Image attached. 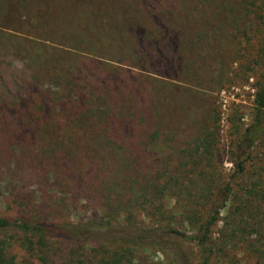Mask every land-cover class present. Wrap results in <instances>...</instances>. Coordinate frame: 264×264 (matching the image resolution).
I'll use <instances>...</instances> for the list:
<instances>
[{
    "label": "rangeland",
    "instance_id": "1",
    "mask_svg": "<svg viewBox=\"0 0 264 264\" xmlns=\"http://www.w3.org/2000/svg\"><path fill=\"white\" fill-rule=\"evenodd\" d=\"M155 1L158 8L150 12L157 19L171 22L173 18L177 29L192 25V35L187 38L190 45H184L185 41L180 44L183 59L176 60L175 71L163 69L164 59L149 51L147 54L144 48L145 53L139 54L127 49L126 66L100 60L113 67V74H99L93 67L74 62L64 67L65 71L60 69L62 77H51L52 69L47 72L46 66L25 62L29 54L17 52L18 48L12 50L0 39V216L90 226H171L192 235L193 227L178 209L177 203L182 204L184 195L177 193V197L149 204L139 188L155 180L163 160L176 161L200 130L211 125L219 130L211 173L224 182L230 181L233 190V198L214 231V264H257L254 236L259 222H264V134L257 139L244 174H236L232 161L254 122L256 84L264 83V0ZM21 2L25 6L15 10L12 24L22 33L45 34L54 38V44H50L63 48L83 47L80 40L85 41L84 47L94 46L97 41L103 45L109 42L91 29L90 18L102 26L99 10L74 0ZM38 4L43 6L36 25L40 33L16 22L21 16L26 22V15ZM106 12L114 16L112 11ZM151 17L146 14V18ZM88 31L90 34L83 35ZM179 31L181 37L186 35ZM139 63L151 72L154 68L157 75L129 66ZM97 65L102 68L93 64ZM156 80L176 86L174 93L168 85L162 91ZM71 86L80 91L90 86L98 93L109 94L114 106L123 101L136 108L129 107L130 111L122 113L116 107L112 118L115 124L101 130L74 125L70 120L99 104L86 98V107L72 110L65 92ZM85 92L89 95L92 91ZM43 106H48L45 114L41 113ZM105 129L111 138L108 142L104 137L98 139ZM155 134L157 140L151 141ZM8 238L9 253L17 264L39 263L40 254L26 250L18 236ZM94 242H61L50 249L47 261L102 264V259L127 250L126 264H170L163 254L153 250L104 247ZM179 244L195 264V245L184 240Z\"/></svg>",
    "mask_w": 264,
    "mask_h": 264
},
{
    "label": "trees",
    "instance_id": "2",
    "mask_svg": "<svg viewBox=\"0 0 264 264\" xmlns=\"http://www.w3.org/2000/svg\"><path fill=\"white\" fill-rule=\"evenodd\" d=\"M74 1L94 11L99 10L98 20H100L99 23L102 26L96 25L95 20L90 18L89 21L92 23L91 29H96L97 36L102 40H109V44L104 41L103 45L102 42L97 41L98 44L94 46L84 47L85 41L82 40L80 41L83 47L72 45L70 46L71 48H63L50 44L53 43L51 41L54 38L41 34L36 28V25L41 20L39 8L43 7L39 4L38 8H33L28 12L26 22L22 21V16L16 22L18 25L30 27L33 31L40 34H33L31 32L29 34H26V32L22 33L15 28L16 24H12L16 20L15 10L19 11V9L25 6L21 0H3L0 5L2 13L0 39L10 44L12 50L18 48L17 52L20 51L25 56L29 54L25 62L30 61L34 65L46 66L47 72H50L52 69L51 77L61 76L60 71L74 62L85 64L89 69L93 67L99 71V74H104V72L113 74L111 71L113 67L100 63V60L108 63L116 62L121 66H126V50L130 49V51L139 54L141 52L145 53L144 48H146V52L149 51L157 57L164 59L165 62L162 61L165 64L163 69L175 71L177 67L174 63L176 60L182 61L183 59L179 53L180 44H182V41H185L184 45H190L187 38L192 35L190 29L192 25L179 26L181 31L186 33L184 37H181V32L175 26L177 24H175L176 22L173 18L171 22L170 19L163 21L161 18L159 20L154 16V13L150 12L158 8V1ZM105 10L112 11L114 16L110 17V14L108 12L105 13ZM146 14L153 17L146 18ZM90 32H83V35L90 34ZM201 38L202 36L199 37V39ZM88 40L93 43L91 38ZM70 41L75 42L76 39ZM115 44L118 46H114ZM184 53H186V48ZM147 54L149 53L147 52ZM141 60L143 61L142 57H140ZM32 64H30L31 69ZM93 64H99L102 68H98V65L96 68ZM131 65H129L130 68L137 69L139 72L150 71L148 73H156L154 68H152L154 72H151V68H146V66L140 63L138 66ZM163 76L168 78L166 74ZM156 81L160 83L159 88L162 91L165 90L168 85L166 84L167 80ZM168 86L167 89L173 94L176 86ZM85 89L91 90V94L88 93L89 95H86ZM65 92L68 93L67 99L70 101L69 105L73 108L72 110L81 111L83 107H86V98L92 99L94 105L99 104L86 110L87 113L82 112L76 118L70 120L74 125L83 124L84 128L93 126H96L98 129L101 127L107 128V125L115 124V122H112V118H114L116 107H118L119 111H130L129 107L136 108L123 101L120 102V106H114L113 99H110L109 94H105L106 92L98 93V91H94L90 86H85L82 91L71 86V89ZM254 105V122L243 135L237 148L236 160L232 161V164L237 169V175L244 174L245 165L252 157V150L257 139L260 135L264 134V83L262 82L256 84ZM47 107L44 108L43 106L41 108L42 114L46 113ZM108 112L111 113L108 114ZM61 119L65 118L62 117ZM218 133V128L211 127V125L200 130L197 137L179 152L176 161L170 159L163 160L164 162L161 169L158 170V176L155 180L148 182L143 188H139L141 196L149 204L168 200L175 197V195L177 197L179 195L177 193L184 195L182 204H177L184 219L194 229L192 235L187 234L180 228L171 226L144 228L139 224L133 223L126 225L98 223L95 226H90L70 223H49L43 219H34L32 217L8 218L0 216V235L3 237L0 239V264H17L16 258L9 253L11 244L8 235L18 236L21 239L22 246L26 250L39 253L38 264H54L47 261L48 253L52 247H56L61 242L91 244L95 243L94 241L104 247L121 246L153 250L163 254L170 264H194L179 244V241L182 240L195 245L197 256L195 264H214L217 256L216 234L214 231L221 223L222 214L226 211L233 198L231 182H224L220 177L217 178L215 174L211 173L214 165L211 160L215 158L214 152L217 145ZM100 134L98 135V139L104 137L106 142L111 139L110 136L107 137V129L103 130L104 135ZM150 140H157L156 134L151 135ZM153 145L155 146V143ZM232 178H235V176ZM188 186L190 188H187ZM257 226L259 227L254 236L256 238V246L253 254L256 257L257 264H264V222H259ZM126 253L127 250L122 254L116 253L108 259H102V264H126Z\"/></svg>",
    "mask_w": 264,
    "mask_h": 264
}]
</instances>
